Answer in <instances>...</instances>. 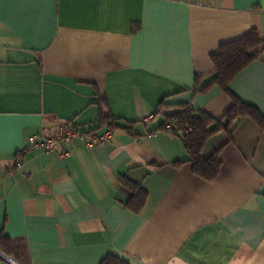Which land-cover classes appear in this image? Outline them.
Listing matches in <instances>:
<instances>
[{
  "label": "crops",
  "instance_id": "obj_1",
  "mask_svg": "<svg viewBox=\"0 0 264 264\" xmlns=\"http://www.w3.org/2000/svg\"><path fill=\"white\" fill-rule=\"evenodd\" d=\"M252 30L264 37V0H0V232L13 246L0 264H264V127L246 117L232 140L209 139L213 181L179 137L146 135L185 104L221 119L232 96L264 116V54L230 93L211 84L212 57ZM101 109L132 132L31 147L99 127ZM122 178L147 193L138 212Z\"/></svg>",
  "mask_w": 264,
  "mask_h": 264
},
{
  "label": "trees",
  "instance_id": "obj_2",
  "mask_svg": "<svg viewBox=\"0 0 264 264\" xmlns=\"http://www.w3.org/2000/svg\"><path fill=\"white\" fill-rule=\"evenodd\" d=\"M263 54L264 37L257 30H252L242 38L222 45L218 53L212 57L215 77L211 84L217 85L223 91L230 93L228 89L230 82L239 72L259 59ZM196 81V85H198L200 79L197 78ZM207 88L201 91L203 92ZM232 97L234 104L221 119L212 118L205 112L196 111L191 104H185L178 107V110L173 113L164 114V122L157 129L146 135L166 132L171 136L179 137L189 156L188 162L191 163L194 174L206 181H213L220 174L222 161L219 151L210 157L204 155V149L209 139L220 132H225L229 139L232 140L236 126L240 120L246 117L255 121L261 128L264 127V116L255 107L243 103L235 96ZM103 104H105V101L100 102V105ZM163 113V108L159 107L151 119ZM134 124L127 123L126 126H121L110 115H104L102 110L99 127H95L88 132L80 131L76 125H66L65 128L85 136H91L94 133H98L97 130L104 126L108 127L112 133L118 129L131 133ZM21 159L22 155L20 154L17 157L16 167L21 165ZM121 182L132 193V197L127 204L128 208L138 212L146 202V191L126 178H122ZM0 252L6 256H11L13 253L11 239L3 232H0ZM101 264L128 263L110 255Z\"/></svg>",
  "mask_w": 264,
  "mask_h": 264
},
{
  "label": "built area",
  "instance_id": "obj_3",
  "mask_svg": "<svg viewBox=\"0 0 264 264\" xmlns=\"http://www.w3.org/2000/svg\"><path fill=\"white\" fill-rule=\"evenodd\" d=\"M151 119V118H150ZM113 133L109 130L103 134L94 133L91 136H85L80 133L66 129L65 126L60 127L56 137L38 136L31 139L32 148H40L46 152H54L58 149L59 144L69 145L75 138H80L88 146H94L100 143H106L110 140ZM69 150L64 152V156H68Z\"/></svg>",
  "mask_w": 264,
  "mask_h": 264
}]
</instances>
